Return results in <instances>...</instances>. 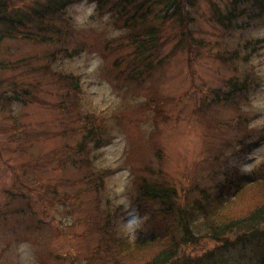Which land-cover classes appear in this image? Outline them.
Here are the masks:
<instances>
[{"label": "rangeland", "instance_id": "obj_1", "mask_svg": "<svg viewBox=\"0 0 264 264\" xmlns=\"http://www.w3.org/2000/svg\"><path fill=\"white\" fill-rule=\"evenodd\" d=\"M66 14L82 49L53 68L79 77L81 89L72 102L78 104L79 111L67 117L50 105L12 104L8 110L0 105V264H87L98 243V235L89 234L88 215H93L95 206L106 204L103 199L110 200L113 214L116 211L113 219L118 236L132 242L146 227L136 200L143 178H150L148 171L162 170V179L182 189L208 170V148L231 135L220 123L236 117L232 110L217 109L207 117L196 113L208 88H220L221 81L235 75L211 54L230 49L232 42L264 39L263 17L241 39L208 48L194 61H189L185 51L177 53L168 65L139 85L126 80L125 75L118 78L119 71L112 66L119 55L133 52L125 49L121 54H111L108 48L128 33L126 29L117 26L110 15H98L90 1L71 6ZM205 29V41L213 45L219 42L209 26ZM167 30L162 36L166 43L163 54L178 43L172 38L173 28ZM1 49V58H8L9 52L13 58H21L40 56L49 48L8 42ZM256 55L251 63L259 73V85L245 110L258 116L254 126L260 128L264 120V48ZM4 76L14 78L15 74L5 72ZM44 81H50L49 77ZM58 89L57 85L44 84L39 97L54 105ZM77 115H91L89 121H95L93 126L101 141L88 146V167L61 169L60 163L86 159L80 148L82 134L72 132L79 126ZM212 124L219 125L211 128ZM38 133L44 135L35 137ZM54 152L58 154L47 161ZM44 159L46 163L38 164ZM232 159L243 169H253L264 161V143L250 154L233 155ZM102 172L103 197L101 189L65 206L53 204L55 198L61 202L82 187L66 185L65 181ZM213 247L204 241L187 248L185 255L196 250L201 256Z\"/></svg>", "mask_w": 264, "mask_h": 264}, {"label": "trees", "instance_id": "obj_2", "mask_svg": "<svg viewBox=\"0 0 264 264\" xmlns=\"http://www.w3.org/2000/svg\"><path fill=\"white\" fill-rule=\"evenodd\" d=\"M82 1H90L98 15H110L117 26L128 31L108 48L111 54H121L125 49L133 51L119 55L112 66L119 71L118 78L125 75L126 80L139 85L168 65L177 53L185 51L189 61H194L208 48L227 45L236 37L241 39L264 17V0H220V3L216 0H0V55L1 47L8 42L36 43L49 48L37 57L13 58L11 52L6 59L0 57L3 110L12 104L31 103L55 106L67 117L79 111L78 104L72 103L81 89L79 77L53 67L78 55L82 49L66 14L71 6ZM205 25L213 30L211 35L219 42L213 45L204 40L203 36L208 34ZM167 27L173 28L172 38L178 39V43L163 54L166 43L162 36ZM232 43L231 47L227 46L230 49L211 56L233 69L235 75L221 81L220 88H208L196 109V113L205 117L222 108L235 112L233 120L220 123L231 135L208 148V170L196 175L195 181L184 184L182 189L162 179V170L148 171L150 178H143L136 200L146 227L132 242L118 236L113 219L116 211L114 214L111 211L110 200L103 199L107 200L106 204L95 206L93 215H88V223L89 234L98 235V243L87 264H264V161L253 170L243 169L232 159L233 155H248L264 143V120L259 123L262 127H255L258 116L245 110L259 85V73L252 68L251 61L263 50L264 39ZM5 72L15 77H5ZM46 76L50 81H44ZM44 84L60 87L54 105L39 97ZM90 117L77 115L79 126L72 130L74 135L82 134L80 148L86 159L60 163L59 168L80 169L90 165L88 146L101 141ZM57 154L54 152L47 161ZM156 156L161 159L158 153ZM104 181V172L65 181L66 185L82 187L61 202L55 198L53 204L65 206L101 189L99 194L103 197ZM204 241L214 247L201 256L196 250L185 255L187 248Z\"/></svg>", "mask_w": 264, "mask_h": 264}]
</instances>
